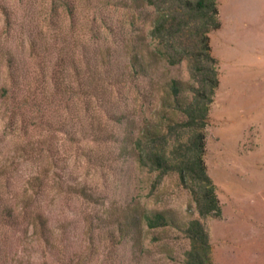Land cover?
Segmentation results:
<instances>
[{"label": "rangeland", "instance_id": "374dc122", "mask_svg": "<svg viewBox=\"0 0 264 264\" xmlns=\"http://www.w3.org/2000/svg\"><path fill=\"white\" fill-rule=\"evenodd\" d=\"M51 1L0 0V87L10 90L0 97V214L11 209L0 215V264H183L188 240L176 226L141 224L139 248L116 230L108 238L100 217L125 205L179 222L198 218L213 264H264V0H215L219 26L207 35L218 82L202 159L221 211L204 218L175 171L143 168L119 154L125 123L111 113L126 112L133 135L158 119V92L146 79L123 82L94 68L86 93L92 49L111 47L118 73L126 38L149 39L153 7L136 15L122 6L126 0H57L53 11ZM61 47L84 62L75 73L52 66ZM154 75L161 83L191 80L185 59L159 64ZM175 138L151 145L171 151L183 140ZM71 184L84 185L97 202L69 193Z\"/></svg>", "mask_w": 264, "mask_h": 264}, {"label": "trees", "instance_id": "16d2710c", "mask_svg": "<svg viewBox=\"0 0 264 264\" xmlns=\"http://www.w3.org/2000/svg\"><path fill=\"white\" fill-rule=\"evenodd\" d=\"M50 3L51 10L55 11V2ZM123 7L131 8L136 15L146 5H151L154 14L148 30L149 39L141 35L127 37L124 42L126 60L118 73H112L110 57L111 47L92 49L95 55L91 62V70L85 81L86 93H90L93 83L94 68L105 72V76L114 75L115 79L123 82L142 77L146 79L148 89L158 92L159 107L154 123L150 122L141 127L133 135V120L121 111L111 113L116 121H124L125 130L120 137L119 154L132 156L136 163L143 168H151L158 172L175 171L178 181L189 187L199 217H218L220 204L214 192V186L206 173L202 159L204 151V131L208 105L217 86L216 58L210 54L209 38L207 33L218 28L217 9L215 0H126ZM65 7L66 4L63 3ZM147 40V41H146ZM30 51L34 43L29 42ZM64 48L57 49L52 66L60 74L68 66L73 73L81 67V62L66 52ZM185 59L191 74V80H180L170 77L164 82L155 78V71L159 64L173 65ZM89 59L85 65L90 67ZM8 73L11 75L10 62L7 63ZM55 91L60 84L53 79ZM88 83V84H87ZM66 86V85H65ZM157 86L158 88H154ZM81 87V86H80ZM71 88V87H70ZM66 89V88H65ZM62 89V92L65 91ZM50 92L52 95L54 91ZM10 90L0 87V97H6ZM107 112V111H106ZM108 116L110 113L107 112ZM111 115V116H112ZM176 132L177 147L173 150L163 147H153L151 143L165 142L167 137ZM175 138V139H176ZM92 140H96L94 137ZM68 192L76 194L87 201L98 200V195L81 184H71ZM7 210V211H6ZM9 207H3L1 216H10ZM10 213V214H9ZM108 227L107 236L112 238V230L118 232L121 238H127L131 247L139 248L141 240V224L147 228L173 225L180 229L188 240V248L184 251L183 264H213L210 257V242L208 232L198 218H191L186 222H179L164 211H143L134 206H121L118 212H108V216L100 217ZM39 228L44 221L36 217ZM90 221L87 224L90 230ZM88 230V231H89Z\"/></svg>", "mask_w": 264, "mask_h": 264}]
</instances>
